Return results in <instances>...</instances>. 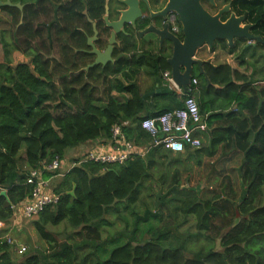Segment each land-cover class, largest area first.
<instances>
[{
	"label": "trees",
	"instance_id": "obj_1",
	"mask_svg": "<svg viewBox=\"0 0 264 264\" xmlns=\"http://www.w3.org/2000/svg\"><path fill=\"white\" fill-rule=\"evenodd\" d=\"M10 1L23 7L0 6L14 23L10 40L0 31L4 53L0 62V220L4 222L12 218L13 206L32 196L35 185L27 182L30 170L42 168L55 157L63 158L70 148L108 139L112 125L122 120L129 121L125 137L137 147L146 145L150 135L140 121L181 107L186 94L177 93L164 81L159 92L164 105L157 112L141 114L145 108L137 83L141 68L159 83V72L169 70V52L115 47L113 61L86 69L93 62L92 54L85 50L91 25L82 10L87 9L90 19H99L105 0ZM73 1H77L76 10L71 8ZM231 11L243 14L252 32L264 38V0H232ZM41 16L45 21L38 20ZM74 20L83 30L77 31L76 41L69 36ZM60 31V55L54 57ZM243 41L235 39L228 47L226 41L218 40L212 50L219 46L234 54ZM263 46H241L227 62L215 64L209 59L204 65L209 86L194 67L198 84L188 93L194 95L207 124L199 133L200 146L177 152L154 146L122 164L73 158L75 164L52 190L59 194L58 201L45 206L34 220L38 232L49 240L48 250L28 253L16 261L13 245L0 238V264H264V78L254 79L253 64L246 60L247 56L253 58L256 47ZM12 51L23 53L28 61L13 65ZM218 153L241 154L239 195L230 186L229 176L223 178L229 186L227 198L215 189L201 193L199 186L180 188L177 164L184 155L201 163L205 156L213 158ZM157 164L174 167L170 184L177 190L179 209L194 216L197 232L192 236L206 232L207 242L219 239L221 251L214 250L215 246L189 250L181 242L173 244L168 232L157 231L150 224L141 230L140 221L157 217L149 209L136 219L125 240L120 233L110 243L103 241V228L112 224L106 215L117 212L120 205L131 211L143 180ZM56 173L43 170L42 177ZM62 222L77 229L72 233L75 238L53 241L46 225ZM6 232L0 230V236ZM147 232L151 236L144 238Z\"/></svg>",
	"mask_w": 264,
	"mask_h": 264
},
{
	"label": "rangeland",
	"instance_id": "obj_2",
	"mask_svg": "<svg viewBox=\"0 0 264 264\" xmlns=\"http://www.w3.org/2000/svg\"><path fill=\"white\" fill-rule=\"evenodd\" d=\"M52 11L48 12V18H50ZM0 31L4 30L5 39L11 38V34L14 30V23L10 20V15L4 11H0ZM38 20L40 22L45 21L44 17H40ZM243 42L238 44V49L234 54H230L226 49L216 48L215 53L209 52L208 48L200 49L196 56L204 59H211L213 63L227 62L230 59H234L235 56L239 53L240 47L243 46ZM252 44H255L254 41H251ZM249 49L248 52H251ZM101 51V50H100ZM155 51V50H154ZM228 52V53H227ZM57 50L53 51V56H57ZM12 64H16L19 61H28V58L24 56L23 53L19 51H12L10 54ZM93 59V56H92ZM249 59V60H248ZM247 61H250L253 64V73L252 77L256 80L264 78V46L256 47L255 54L253 58L247 56ZM4 61V53L0 41V62ZM81 144L80 149L71 153V148L66 150L64 158L67 159L69 155V161H72L73 158H83L87 154ZM82 146V147H81ZM73 151V150H72ZM166 161V160H165ZM164 161V162H165ZM241 161V154L238 156H229L218 153L213 158H207L206 156L202 158L201 163H196L193 158H187V155H184L181 162L177 164L180 166V188H187V186H199L200 192L205 189H215L217 190L223 198H227L229 194V186L227 182L223 179L225 176L230 178V186H232L236 195H239L241 192V186L239 182L238 167ZM174 167L170 165L169 168H165L162 164H157L156 168L151 170V176L143 180L141 184V189L139 192V199L133 205L132 210L123 209V205H120L117 212L108 213L106 218L112 222L111 225L104 227L102 230V239L107 243L110 238H117L120 233L122 236H119L122 240L127 238V234L131 233L130 231L133 228V225L136 219H141L144 216L146 209H149L151 213L157 215L156 218H149L148 221H140V229H144L147 224H150L157 231H165L169 233L168 239H171L173 244L181 242L185 248L192 250L199 247H214V250L221 251L222 247L220 246L219 239L215 241L207 242L205 239L204 232L200 236H192L197 232V229L194 225V216L185 215L181 209H179L180 201L176 199V191L173 190L171 175L173 173ZM59 173V169L56 170ZM56 173V174H57ZM61 176L52 178L49 183V186L46 187V190H53L57 182L60 180ZM229 199V198H228ZM264 203V200L263 202ZM133 211V213H132ZM37 217L32 219H22L19 216H15L13 221L10 224H13L15 228L9 230L8 234L13 238V252L12 256L16 261H20L28 253L36 251H47L49 248V240L43 237L35 227L34 220ZM12 225V226H13ZM7 231V229H4ZM46 230L49 232L52 240L57 241L68 240L75 238L72 233L77 230L71 228L67 223L62 222L58 225H46ZM151 232H147L143 235L144 238H148L151 235ZM136 238H141V232L136 231ZM217 235L214 236L216 238ZM23 245L25 250L23 253H18L15 250V246Z\"/></svg>",
	"mask_w": 264,
	"mask_h": 264
},
{
	"label": "built area",
	"instance_id": "obj_3",
	"mask_svg": "<svg viewBox=\"0 0 264 264\" xmlns=\"http://www.w3.org/2000/svg\"><path fill=\"white\" fill-rule=\"evenodd\" d=\"M171 29L172 32H176L177 25L172 24ZM162 76L170 88L177 89L182 94V89L173 82L170 70L164 71ZM197 84V78L192 77L187 93H183L185 95L181 107L162 112L153 117H145L140 121L141 128L150 135V140L146 145L137 147L125 137L124 127L129 125V121L122 120L112 125L111 136L108 138L109 147L106 151H89L83 158L103 163L122 164L133 154L144 155L154 146H161L173 152L183 151L187 147L200 146L199 133L207 128V124L199 112L194 95L188 93L194 91ZM74 164L72 162V165ZM59 167L60 159L55 157L42 168L30 170L27 182L34 183L35 188L30 198L13 206V216L32 219L37 217L45 206L55 204L58 201V193L44 189L49 186V183L47 179L42 177V172L43 170L53 172ZM4 223L9 224V222L0 220V230H4ZM0 238H3L10 245L14 244L13 238L7 232ZM14 248L18 253H23L25 250L23 245Z\"/></svg>",
	"mask_w": 264,
	"mask_h": 264
},
{
	"label": "water",
	"instance_id": "obj_4",
	"mask_svg": "<svg viewBox=\"0 0 264 264\" xmlns=\"http://www.w3.org/2000/svg\"><path fill=\"white\" fill-rule=\"evenodd\" d=\"M206 1L214 4V0ZM125 3L128 5V9L122 12L119 20L109 22L107 16L105 17L107 24L115 30L123 23H134L136 16L140 14L137 0H125ZM5 5L16 6L20 10L23 7L20 3L0 0V6ZM106 11H108L107 4ZM166 11H172L178 15V20L181 23L182 38L168 28L161 29L150 26L146 28L145 32L154 29L160 38V43L164 39L170 42L171 54L166 58V62L169 65L173 82L182 89L183 93L188 91L195 66L205 79L207 86L211 85V81L204 69V65L209 59L196 56L197 51L204 45L211 49L216 40H224L228 47H231L235 39H246L248 43L245 44V47L251 41L264 44V38L252 32L251 24L246 22L245 16L243 14L237 15L231 11L230 2L224 4L216 14L209 13L201 4V0H173L172 4L170 3L166 6ZM227 12L229 14L223 20V14ZM114 41L115 34L112 32L109 38V45L104 52L93 48L90 52L95 55V58L91 64L86 66V69L90 66L113 61L112 50ZM70 193H73V191H70Z\"/></svg>",
	"mask_w": 264,
	"mask_h": 264
},
{
	"label": "flooded vegetation",
	"instance_id": "obj_5",
	"mask_svg": "<svg viewBox=\"0 0 264 264\" xmlns=\"http://www.w3.org/2000/svg\"><path fill=\"white\" fill-rule=\"evenodd\" d=\"M228 2H230L232 6V0H214V4H211L206 0H201V4L203 5V7L211 14H216L218 10ZM76 3L77 1L71 2V8L74 10H76ZM137 3L140 10V14L136 16L134 23H123L119 25V28L117 30L107 24L105 17L107 16L109 22L119 20V18L122 16V12L128 9V5L125 3V0H105L104 11L99 19H90L87 14V9L82 10V13H84L85 18L90 22L91 25L90 28H87L88 32L86 33V44L88 45V48L85 50L90 52L93 48H97L104 52L106 47L109 45L110 35L112 32H114L115 41L113 42V49L115 47L152 49L159 54L169 52L170 55V42L164 39L160 43V38L154 29H151L150 31L146 32L145 30L150 26L161 29L168 28L169 30H172V24H176L177 31L174 33H176L180 38H182L181 23L178 20V15L172 11H166V6L170 3L172 4L173 0H137ZM106 4L108 6V11H106ZM61 12L62 8H60L59 10L60 14L58 18V24L60 26L62 25ZM228 14V12L224 13L222 19L224 20L228 16ZM79 29L81 28L76 24V20H74L73 26L69 34V36L72 37V40L76 41V39L79 37V35L77 34V31ZM89 30L91 32H89ZM59 39V45L57 46L58 56L60 55V46L63 40L61 31ZM242 40L245 41L243 43V47H245V44H247L248 41L246 39ZM217 41L218 40L214 42V45L217 44ZM249 45L254 44L249 43L247 46ZM204 48H208V46L204 45L200 49ZM76 50L78 49H75V51ZM213 51L214 50H212V48L209 49V52L212 53ZM90 53L93 56V61L95 55L92 52Z\"/></svg>",
	"mask_w": 264,
	"mask_h": 264
},
{
	"label": "crops",
	"instance_id": "obj_6",
	"mask_svg": "<svg viewBox=\"0 0 264 264\" xmlns=\"http://www.w3.org/2000/svg\"><path fill=\"white\" fill-rule=\"evenodd\" d=\"M218 48H220V47H218ZM213 53H215V50L213 51ZM219 63H221V62H219ZM162 74H163V72H159V79H158L159 83H158L155 81L153 76H150L147 74L146 70L143 67L141 68V71L137 77V83H138V86L140 88L142 98L145 102V105H144L145 108H144L143 112L141 113L142 115H144L145 113L157 112L159 110V108H157V107H159V106L162 107L164 105V102L162 103V101H160L161 97L159 95L161 88L164 87V81H165L163 79ZM174 90L177 93H179L177 91V89H174ZM182 93H183V91H182ZM84 144L85 145L83 146V149H85L86 152H89V151H106L109 147L108 139H104V138H97V139L88 141ZM78 147L80 149V146H77L75 149H73V151H71L70 154L74 153L78 149ZM69 158L70 157L68 155L67 159L64 157L60 159V167H59L60 171H59V173L53 174L50 177L46 178L48 180V183H50L52 178L57 177V176H62L63 173H65L71 167L73 161H69ZM14 217L15 216H13L10 219L9 224L4 223V229L6 228L7 232H8V229L11 230V229L15 228L13 224H10L13 221Z\"/></svg>",
	"mask_w": 264,
	"mask_h": 264
}]
</instances>
